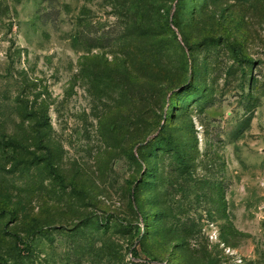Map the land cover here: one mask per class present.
<instances>
[{
    "label": "rangeland",
    "instance_id": "rangeland-1",
    "mask_svg": "<svg viewBox=\"0 0 264 264\" xmlns=\"http://www.w3.org/2000/svg\"><path fill=\"white\" fill-rule=\"evenodd\" d=\"M3 136L0 264H264V0H0Z\"/></svg>",
    "mask_w": 264,
    "mask_h": 264
},
{
    "label": "trees",
    "instance_id": "trees-1",
    "mask_svg": "<svg viewBox=\"0 0 264 264\" xmlns=\"http://www.w3.org/2000/svg\"><path fill=\"white\" fill-rule=\"evenodd\" d=\"M128 81H130V80H128ZM141 133L142 132H141V130L139 128L135 130V135L137 137H139ZM136 139H138V138H136ZM17 145H18V143H16V141L14 139H12V138H7V137H4V136L3 137H0V146L1 147H5V148H15ZM165 146L166 145H164L163 147H165Z\"/></svg>",
    "mask_w": 264,
    "mask_h": 264
}]
</instances>
